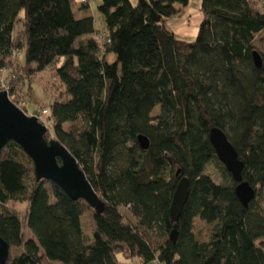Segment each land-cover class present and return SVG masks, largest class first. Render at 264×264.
<instances>
[{
	"label": "trees",
	"instance_id": "1",
	"mask_svg": "<svg viewBox=\"0 0 264 264\" xmlns=\"http://www.w3.org/2000/svg\"><path fill=\"white\" fill-rule=\"evenodd\" d=\"M251 1L202 0L198 36L186 42L166 20L189 0H102L103 35L94 17L77 16L75 0H0V71L21 56L27 94L37 75L54 70L62 97L45 115L32 114L106 205L99 215L55 183L37 181L31 158L9 142L0 153L7 264H42L44 257L60 264H264V39L257 42L264 11ZM88 8L86 1L79 10ZM121 74L130 87L118 92ZM17 76L4 83L16 98ZM214 128L244 164L243 180L256 192L248 207L210 143ZM140 136L150 141L147 151ZM213 165L220 182L207 173ZM179 170L190 196L175 224ZM14 205H27L26 220ZM197 220L210 226L208 238Z\"/></svg>",
	"mask_w": 264,
	"mask_h": 264
},
{
	"label": "water",
	"instance_id": "2",
	"mask_svg": "<svg viewBox=\"0 0 264 264\" xmlns=\"http://www.w3.org/2000/svg\"><path fill=\"white\" fill-rule=\"evenodd\" d=\"M254 62L258 69L263 68L262 57L254 52ZM1 78V72H0ZM48 127L37 116H28L11 100L9 93L0 91V153L13 141L18 144L34 163L37 181L47 180L59 186L72 200H84L101 215L105 212V203L98 197L84 171L71 152L57 140L48 141ZM143 150L150 148V141L139 137ZM212 144L220 162L237 183L236 196L243 206L248 207L255 199L256 192L243 180L244 164L227 135L218 128L210 132ZM178 185L173 197L170 214L177 224L184 212L190 196V181L182 177V171L176 173ZM177 236V226L172 239ZM10 255L9 244L0 236V264H7Z\"/></svg>",
	"mask_w": 264,
	"mask_h": 264
},
{
	"label": "rangeland",
	"instance_id": "3",
	"mask_svg": "<svg viewBox=\"0 0 264 264\" xmlns=\"http://www.w3.org/2000/svg\"><path fill=\"white\" fill-rule=\"evenodd\" d=\"M88 2L89 8L86 10H79L82 8V0H75L74 9L77 13L78 17H82L85 15H90L94 17L95 20V27L96 29L103 35L106 33L105 25L103 22V19L98 11V7L101 5L102 0H86ZM133 4H136L138 0H130ZM252 5L256 9H260L264 11V0H252ZM201 5L202 0H189V4L187 6L182 5H176V8L178 9V14L175 17H172L170 19L166 20V25L168 29L173 31L175 33V36L177 39L186 41V42H193L196 40L200 25L203 20V15L201 12ZM16 38H23V27L22 25H19L16 29ZM261 39H264V35H260L257 38V42H259ZM260 46L261 43H258ZM115 56L111 55L109 57V62H113L115 60ZM22 60L21 56L15 57V61L10 64V67L3 72H1V78H0V91H6L8 92L7 84L5 78H10L11 75H14L15 72H17V91L18 95L17 98L15 96H10L11 100L17 107H19L21 110L26 112L28 116H33L32 112L35 110L37 111H44L47 109V105L50 103H53L57 99H60L62 97V88L56 79L54 70H49L46 72H43L39 75H37L34 79V81H31L32 87L29 88L28 93L26 94L27 90L23 88L22 80L24 79V70L22 67V62L19 64L17 61ZM21 76V77H20ZM130 85L125 81L124 77L121 74V77L119 78L117 82V89L118 92H122L126 89H128ZM4 89V90H2ZM9 93V92H8ZM25 103H28L29 111L27 112L25 109ZM34 103H37L38 105H35ZM158 110L154 112V115L158 114ZM39 118V117H38ZM207 173L211 175L217 182L221 181V172L220 170L215 166H209ZM14 209L18 211L20 216L23 220H26V213H27V205H14ZM196 228L197 232L202 234L203 238H208L211 232L210 226L206 225L205 223L196 221ZM28 238L35 239L33 234L28 231ZM159 242V241H157ZM42 264H60L57 262L49 261L47 258L44 257ZM130 264H141L137 260H132Z\"/></svg>",
	"mask_w": 264,
	"mask_h": 264
},
{
	"label": "built area",
	"instance_id": "4",
	"mask_svg": "<svg viewBox=\"0 0 264 264\" xmlns=\"http://www.w3.org/2000/svg\"><path fill=\"white\" fill-rule=\"evenodd\" d=\"M82 2H86V0H82ZM11 98V97H10ZM41 112V111H40ZM26 113V112H25ZM47 113L46 110L42 111V115H45ZM33 116H36V115H33ZM38 117V116H37Z\"/></svg>",
	"mask_w": 264,
	"mask_h": 264
}]
</instances>
